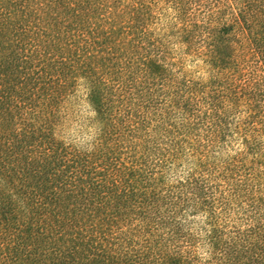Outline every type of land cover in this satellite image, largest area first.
<instances>
[{
    "label": "trees",
    "instance_id": "1",
    "mask_svg": "<svg viewBox=\"0 0 264 264\" xmlns=\"http://www.w3.org/2000/svg\"><path fill=\"white\" fill-rule=\"evenodd\" d=\"M0 264H264V0H0Z\"/></svg>",
    "mask_w": 264,
    "mask_h": 264
}]
</instances>
